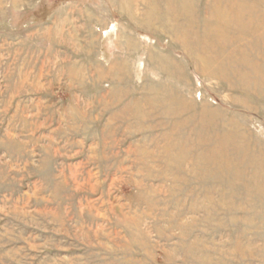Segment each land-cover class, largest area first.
Masks as SVG:
<instances>
[{
	"label": "rangeland",
	"instance_id": "obj_1",
	"mask_svg": "<svg viewBox=\"0 0 264 264\" xmlns=\"http://www.w3.org/2000/svg\"><path fill=\"white\" fill-rule=\"evenodd\" d=\"M0 264H264V0H0Z\"/></svg>",
	"mask_w": 264,
	"mask_h": 264
}]
</instances>
